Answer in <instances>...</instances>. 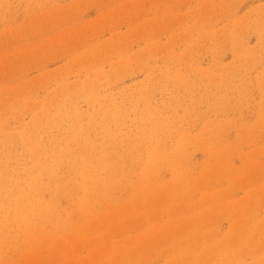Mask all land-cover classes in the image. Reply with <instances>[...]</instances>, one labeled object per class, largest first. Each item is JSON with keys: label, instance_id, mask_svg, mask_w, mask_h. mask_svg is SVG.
Masks as SVG:
<instances>
[{"label": "rangeland", "instance_id": "rangeland-1", "mask_svg": "<svg viewBox=\"0 0 264 264\" xmlns=\"http://www.w3.org/2000/svg\"><path fill=\"white\" fill-rule=\"evenodd\" d=\"M0 264H264V0H0Z\"/></svg>", "mask_w": 264, "mask_h": 264}]
</instances>
